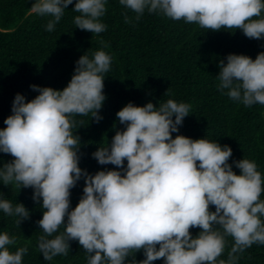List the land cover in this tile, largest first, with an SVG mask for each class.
I'll return each mask as SVG.
<instances>
[{
    "label": "clouds",
    "instance_id": "clouds-1",
    "mask_svg": "<svg viewBox=\"0 0 264 264\" xmlns=\"http://www.w3.org/2000/svg\"><path fill=\"white\" fill-rule=\"evenodd\" d=\"M108 0H33L30 11L47 16L45 31H54L68 5L78 12L73 23L99 34ZM139 20L147 11L195 23L211 31L239 29L264 40V0H118ZM125 23L129 18L125 15ZM112 57L103 50L82 54L62 90L30 85L38 94L25 102L14 95L11 114L0 129V184L31 188L32 200L44 209L36 224L42 230L37 250L44 261L69 254L76 241L87 264H237L253 244L264 245V178L255 161L232 160L228 145L206 138L175 135L191 105L168 99L154 106L129 102L116 112L123 130L91 153L99 165L90 174L78 166L80 141L75 116L99 122L106 97L105 73ZM217 90L245 107L264 105V51L255 59L228 54L218 62ZM233 166L239 170L235 174ZM83 180L82 195L70 209V190ZM214 206V211L210 210ZM0 212L18 226L29 218L21 203L0 194ZM63 226V231H60ZM190 228H199L193 236ZM226 259H220L228 244ZM16 236L0 232V264H22L28 252ZM142 252L136 261L134 254ZM130 258V259H129Z\"/></svg>",
    "mask_w": 264,
    "mask_h": 264
},
{
    "label": "trees",
    "instance_id": "trees-1",
    "mask_svg": "<svg viewBox=\"0 0 264 264\" xmlns=\"http://www.w3.org/2000/svg\"><path fill=\"white\" fill-rule=\"evenodd\" d=\"M33 0H0V129L11 114L14 95L19 93L25 102L38 93L29 86L62 90L73 75L75 61L82 54L91 55L103 50L112 57L105 73L103 92L106 97L99 110L102 119L97 123L90 116H75V135L79 137L78 166L94 174L98 170H115V166L99 165L91 157L97 147L110 143L116 130L123 126L116 120V112L131 102L143 106L151 101L154 106L173 99L191 105L175 135L192 139L206 138L228 145L232 160L246 158L255 161L264 178V105L245 107L217 90L219 61L228 54H243L252 59L264 51V40L247 38L239 30L211 31L181 20H172L147 11L139 19L124 9L118 0H108L100 21L107 27L95 34L75 28L73 18L79 15L68 5L54 31H45L49 17L30 11ZM125 15L129 22L125 23ZM13 159L0 153V163ZM235 174L239 170L233 166ZM83 180L70 190V209L82 195ZM0 194L14 205L21 203L29 218L18 226L14 217L0 212V232L16 236L15 245L28 252L22 264H87V254L76 241L69 242V254L44 261L37 250V239L42 234L36 221L44 209L32 200L31 188H17L0 184ZM261 198L264 199V193ZM214 211V206H210ZM60 231H63L61 226ZM199 228H190L195 236ZM220 259L227 258L232 238ZM142 260V252L134 254ZM130 259V258H129ZM152 264H163V259ZM237 264H264V245L253 244L241 255Z\"/></svg>",
    "mask_w": 264,
    "mask_h": 264
}]
</instances>
